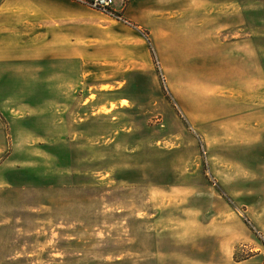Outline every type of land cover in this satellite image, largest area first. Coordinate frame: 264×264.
<instances>
[{
	"label": "rangeland",
	"instance_id": "rangeland-1",
	"mask_svg": "<svg viewBox=\"0 0 264 264\" xmlns=\"http://www.w3.org/2000/svg\"><path fill=\"white\" fill-rule=\"evenodd\" d=\"M123 2L0 61V264H264V0Z\"/></svg>",
	"mask_w": 264,
	"mask_h": 264
},
{
	"label": "crops",
	"instance_id": "crops-1",
	"mask_svg": "<svg viewBox=\"0 0 264 264\" xmlns=\"http://www.w3.org/2000/svg\"><path fill=\"white\" fill-rule=\"evenodd\" d=\"M123 3L114 0V11ZM104 15L76 0H0V61L24 62L27 73L62 62L89 64L96 59L92 44L107 38Z\"/></svg>",
	"mask_w": 264,
	"mask_h": 264
},
{
	"label": "built area",
	"instance_id": "built-area-1",
	"mask_svg": "<svg viewBox=\"0 0 264 264\" xmlns=\"http://www.w3.org/2000/svg\"><path fill=\"white\" fill-rule=\"evenodd\" d=\"M78 1L110 17L118 18V16L115 15L113 9L114 0H78Z\"/></svg>",
	"mask_w": 264,
	"mask_h": 264
}]
</instances>
